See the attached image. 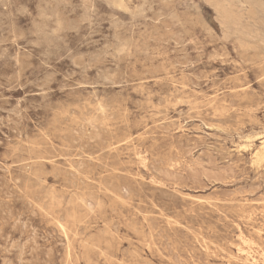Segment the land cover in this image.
Here are the masks:
<instances>
[{"label":"rangeland","instance_id":"374dc122","mask_svg":"<svg viewBox=\"0 0 264 264\" xmlns=\"http://www.w3.org/2000/svg\"><path fill=\"white\" fill-rule=\"evenodd\" d=\"M261 263L264 0H0V264Z\"/></svg>","mask_w":264,"mask_h":264},{"label":"bare ground","instance_id":"6f19581e","mask_svg":"<svg viewBox=\"0 0 264 264\" xmlns=\"http://www.w3.org/2000/svg\"><path fill=\"white\" fill-rule=\"evenodd\" d=\"M165 1V0H164ZM155 5V4H154ZM148 6V5H147ZM207 31V30H206ZM257 47V46H256ZM84 201V200H83ZM262 264V263H261Z\"/></svg>","mask_w":264,"mask_h":264}]
</instances>
